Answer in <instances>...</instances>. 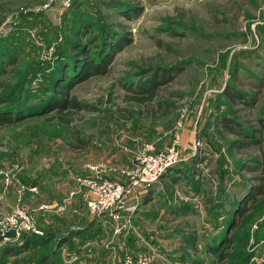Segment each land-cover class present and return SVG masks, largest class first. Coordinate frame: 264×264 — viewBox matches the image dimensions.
<instances>
[{
    "label": "rangeland",
    "instance_id": "rangeland-1",
    "mask_svg": "<svg viewBox=\"0 0 264 264\" xmlns=\"http://www.w3.org/2000/svg\"><path fill=\"white\" fill-rule=\"evenodd\" d=\"M110 34L115 39H108ZM124 34L130 38L127 44ZM72 43L87 52L74 55ZM103 46L114 50L106 71L70 89L83 104L71 126L86 140L83 148H72L69 130L46 119L51 113L27 114L41 110L56 95L53 87L60 70L70 65L78 69V78L80 61L96 56ZM166 66L174 70L164 78L172 77L164 83L159 77L155 89L156 99L172 109L168 115L149 116L143 104L124 100L135 88L132 81ZM226 84L243 95L228 99L222 94ZM116 105L137 111L125 119ZM15 107L22 116L18 121H0V161L21 184L39 183L38 193L24 197L26 188L20 193L21 205L35 216L40 204L58 202L54 196L74 186L71 173H79L87 163L130 166L142 142L164 148L178 132L183 145L199 139L201 146L177 163V175L174 168L157 181L163 202L149 203L147 216L134 212L127 227L118 232L114 228L112 234L121 243L120 261L126 252H146L154 264H212L216 257L205 252L206 242L220 229L228 236L226 213L235 217L233 208L257 198L231 233L227 262L263 264L264 0H70L69 5L64 0H0V113ZM224 118L233 120L238 131L226 130ZM190 153L187 149L183 156ZM53 171L58 179L46 177ZM18 194L19 185L4 186L0 217L16 206ZM132 235L139 238V247ZM106 240L112 244L111 237ZM134 247L139 248L135 253ZM25 255L32 261L39 254ZM23 259L15 261L28 264ZM97 260L98 255L87 263Z\"/></svg>",
    "mask_w": 264,
    "mask_h": 264
},
{
    "label": "trees",
    "instance_id": "trees-1",
    "mask_svg": "<svg viewBox=\"0 0 264 264\" xmlns=\"http://www.w3.org/2000/svg\"><path fill=\"white\" fill-rule=\"evenodd\" d=\"M137 14V13H136ZM77 35V31L74 33V36ZM124 36V44H127L130 42V38L127 35ZM108 39L113 40L115 39L111 34L107 36ZM74 40H76L74 38ZM105 41V40H104ZM105 43H109L105 41ZM73 44V43H72ZM107 46V45H106ZM103 46L101 49L96 50V56H85L80 62L83 63V67L80 69L81 75L78 76V78L74 77L76 74V71L78 69H71L72 67L69 65V67H66L61 71V78L57 80L54 83L53 90L56 92V95H51L48 100L43 104L41 110L32 111L29 115H35V114H41V113H51L48 116H46L47 120H56L58 123L63 124L70 133V136L73 137L71 141V147L72 148H83L85 145V139L81 138L78 134V130H76L73 126H71L74 115L80 111V109H83V104L77 99V97L74 94L70 93V89L72 86L82 81L84 78L88 77L92 74H100L106 71V67L109 64L108 56L112 55V52L114 50L110 48L107 51V47ZM111 46V45H110ZM115 47V46H114ZM74 55L81 57L82 53H86V48L83 49V46H77L73 44L72 46ZM117 50H115L116 52ZM75 57V56H73ZM110 57V56H109ZM13 65V64H12ZM174 67H159L156 68V70L153 72L151 76H148L146 78H138L135 81H132V86H135V88H131L129 94L124 95L125 101H132L134 103H139L144 105V109L146 111V114L149 116H156V117H163L166 116L172 111L170 109V106L167 104L166 101H161L160 99H156L158 92L155 87L160 82V79L162 81L160 83H164L165 80L170 79L172 76H168L167 78H164L165 74L172 72ZM173 75V73H171ZM234 90L235 94L229 90ZM222 94L226 95V97L230 100L235 99V95L241 96L242 92L238 89L234 88L233 86H230L228 84L225 85V87L222 89ZM243 95V94H242ZM116 109L121 114L122 118L128 119L133 115V113H136L137 110H133L131 108H123L121 106L116 105ZM123 111V112H122ZM139 112V111H138ZM141 112V111H140ZM4 113V114H3ZM0 114H3V117L0 119V121H4L5 124L11 125L13 122L18 121L22 116L20 115L18 109L15 107L12 110H7L6 112H3ZM13 114L14 116H10ZM224 116V115H223ZM223 127L228 130L229 132H237L238 130L235 129V127L231 124L230 121L233 120H222ZM74 129H73V128ZM242 127V126H241ZM74 140V142H73ZM179 166L178 164H174L173 166L169 167L160 177H164L167 173L173 171L175 167ZM180 169V168H179ZM179 170L175 168V175H177ZM174 179V176H171ZM159 179V180H160ZM158 180V181H159ZM34 183V182H33ZM156 183V182H155ZM259 192L261 191L260 188H258ZM257 198H253L252 202L246 206H241V208H233L234 212L236 213L235 217L229 216V213H226L225 218V228H229L230 234L227 236H223L222 229H220L215 236H212L210 240H208L205 244V252L212 253L216 259L212 264H229L228 261V246L233 241V238L231 236L232 231L237 229L238 225L244 220V216L246 213L251 211L254 207ZM232 208V207H231ZM232 209V210H233ZM219 226V224H218ZM228 230V229H227ZM226 230V232H227ZM9 239L7 242L2 244L0 246V264H6L7 258L9 256H19L15 258L23 259L28 264H45L49 263L52 264V262L49 259H52L51 254L52 252H55V247H53V244L50 242L53 235L49 231H44L43 234L37 235L30 232H20V235L17 239L12 240V234H9ZM68 237V235L65 236V238ZM217 237V238H216ZM216 238V239H215ZM224 238V241L222 242L221 239ZM2 239V234L0 231V240ZM58 240V241H57ZM55 245H58L60 241L57 239ZM213 240V243H212ZM216 241V242H215ZM59 246V245H58ZM53 247L52 251H46V248ZM46 251V252H45ZM27 252H38V256H35V258L32 261H26L27 255L23 256L22 253ZM22 254V255H21ZM50 261V262H48ZM195 264L199 262V260L194 261Z\"/></svg>",
    "mask_w": 264,
    "mask_h": 264
},
{
    "label": "built area",
    "instance_id": "built-area-1",
    "mask_svg": "<svg viewBox=\"0 0 264 264\" xmlns=\"http://www.w3.org/2000/svg\"><path fill=\"white\" fill-rule=\"evenodd\" d=\"M65 5L70 4V0H64ZM181 125V120L177 126ZM201 146L199 139H193L190 145H183L180 140V134L176 132L171 143L164 148H159L156 142H142L135 152L130 166L114 168L105 162H89L86 167L88 174L76 176L78 187L83 192V203L90 215L102 217L104 222L113 221L115 231L130 224L132 214L136 210L137 204L131 201V194L137 186H148L157 182L162 174L174 164L187 160L194 156ZM191 153L183 156L186 150ZM111 170H118L126 176L127 181H119L105 175ZM10 184L19 185V194L16 206L6 215L0 217V231L2 241L10 239L9 234L3 231L13 228L15 233L13 238H17L20 232L26 231L37 235L43 234L34 214L25 206L21 205L20 193L26 188L29 191L36 192V185L21 184L12 170L4 168L0 161V196L4 186ZM21 189V190H20ZM73 192L61 202L52 204H40L38 210H52L63 212L68 209V198ZM74 211H77L76 209ZM264 264V258L262 259ZM122 264H154L153 256L144 252L135 254L125 253ZM120 263V264H121Z\"/></svg>",
    "mask_w": 264,
    "mask_h": 264
},
{
    "label": "crops",
    "instance_id": "crops-1",
    "mask_svg": "<svg viewBox=\"0 0 264 264\" xmlns=\"http://www.w3.org/2000/svg\"><path fill=\"white\" fill-rule=\"evenodd\" d=\"M56 173L57 171L47 172V176L46 174L44 176H52L53 178L58 179L59 176ZM88 173L89 170L87 167L83 168L79 173H71L70 178L72 179L71 182L74 186H72L63 196H54L56 201L61 202L64 198H67L71 192H73L70 199L68 198V209L66 211L57 212L52 210H38L36 216H34L38 219L37 223L43 231H49L52 233L53 237L50 242L53 244V247H55V252H52L51 257L55 261H58V264H88L87 261L97 255L98 260L95 264H120L121 261L118 256L120 254L119 248L121 247L120 238L119 236L112 234L115 223L111 220L104 222V216L97 217L90 215L84 206L82 198L83 192L79 189L75 178L78 175ZM105 175L119 181H127L126 176L121 174L118 170L108 171ZM165 177L166 175L162 178ZM156 183L149 186H137L131 194V201L137 204V208L134 211L136 212V216H147L145 212L149 203L153 205V201L160 200L163 202L165 200L164 196L161 194V191L163 192V188H161L162 186L155 185ZM38 184H28L36 185L37 191L33 192L24 190L22 195L27 197L25 196L26 194L33 195L38 193ZM75 209L77 211H74ZM29 210L31 211L32 209L30 208ZM135 215L133 217H136ZM134 224L137 223L134 221ZM66 235H68V237L65 238ZM109 237L112 238V244L109 240H106ZM57 239L62 240L58 244L59 246L55 245ZM99 239L102 240L100 250H98ZM129 239L130 237L127 236V241H129ZM12 240L15 239L12 237ZM132 242L137 247L141 245L139 238L134 237V235H132ZM134 248L131 251L133 253L139 249L136 247ZM19 256H9L6 264H17L15 258Z\"/></svg>",
    "mask_w": 264,
    "mask_h": 264
},
{
    "label": "water",
    "instance_id": "water-1",
    "mask_svg": "<svg viewBox=\"0 0 264 264\" xmlns=\"http://www.w3.org/2000/svg\"><path fill=\"white\" fill-rule=\"evenodd\" d=\"M4 234H14L15 233V229L13 228H10V229H7L5 231H3ZM122 264V263H121Z\"/></svg>",
    "mask_w": 264,
    "mask_h": 264
}]
</instances>
